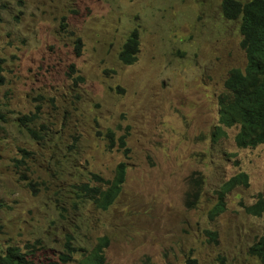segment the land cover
Returning <instances> with one entry per match:
<instances>
[{
  "label": "rangeland",
  "instance_id": "374dc122",
  "mask_svg": "<svg viewBox=\"0 0 264 264\" xmlns=\"http://www.w3.org/2000/svg\"><path fill=\"white\" fill-rule=\"evenodd\" d=\"M240 23L223 0H0V250L51 264L72 235L68 264H79L107 236L104 264H264L250 253L264 213L247 212L264 195V143L239 147L238 126L219 122L229 71L247 64ZM135 28L139 53L125 64ZM121 162L110 208L80 192ZM241 172L248 183L210 217Z\"/></svg>",
  "mask_w": 264,
  "mask_h": 264
},
{
  "label": "trees",
  "instance_id": "16d2710c",
  "mask_svg": "<svg viewBox=\"0 0 264 264\" xmlns=\"http://www.w3.org/2000/svg\"><path fill=\"white\" fill-rule=\"evenodd\" d=\"M223 11L230 19L240 18L241 20V46L246 53L247 64L244 68L233 67L229 71L224 83L225 90L219 96V122L227 127L238 126L235 142L239 147H256L264 143V0H248L246 2L223 0ZM139 44L138 28H135L123 44L119 59L125 64H133L137 60ZM77 53L80 54L79 47ZM1 62L2 59H0ZM74 68L73 66V70H75ZM79 79L83 78L79 77ZM3 81L4 78L0 73V83ZM28 130L32 136H37L36 130L31 127ZM107 136L111 141L110 145L113 146L115 140L113 131L109 130ZM126 136L123 134L119 137V146L128 152ZM115 172L113 180L104 179L95 174L94 176L100 181V184L93 186L89 182H84L79 185L80 192H85L84 195L93 199L100 208H110L126 180L125 163L121 162ZM247 177L246 173L241 172L220 186L216 191L217 202L209 212L210 217H215L226 210V193L241 183L247 184ZM195 183L187 193L186 204L188 207L196 205L201 195V182L195 181ZM247 212L253 216H261L264 213L263 194L260 195L257 202L247 207ZM212 234L217 236L215 233ZM72 239V235L67 236L65 249L59 255V262L51 264H68L74 259L73 255L77 249L72 243ZM107 245L108 237L104 236L94 250L79 261V264H104L103 251ZM250 253L264 263V233L253 243ZM196 263L197 260L193 258L188 264ZM0 264L36 263L32 259L30 260L18 246L13 245L7 247L5 253L0 250Z\"/></svg>",
  "mask_w": 264,
  "mask_h": 264
},
{
  "label": "bare ground",
  "instance_id": "6f19581e",
  "mask_svg": "<svg viewBox=\"0 0 264 264\" xmlns=\"http://www.w3.org/2000/svg\"><path fill=\"white\" fill-rule=\"evenodd\" d=\"M244 2V1H243ZM185 202H186V200H185Z\"/></svg>",
  "mask_w": 264,
  "mask_h": 264
},
{
  "label": "clouds",
  "instance_id": "9594fccd",
  "mask_svg": "<svg viewBox=\"0 0 264 264\" xmlns=\"http://www.w3.org/2000/svg\"><path fill=\"white\" fill-rule=\"evenodd\" d=\"M240 1V0H239ZM242 2V1H241Z\"/></svg>",
  "mask_w": 264,
  "mask_h": 264
}]
</instances>
